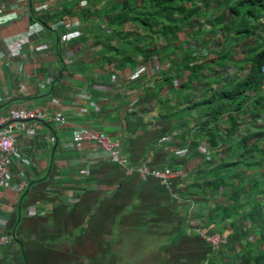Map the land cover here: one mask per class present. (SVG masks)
<instances>
[{"label":"crops","instance_id":"0c3cea01","mask_svg":"<svg viewBox=\"0 0 264 264\" xmlns=\"http://www.w3.org/2000/svg\"><path fill=\"white\" fill-rule=\"evenodd\" d=\"M50 1L30 0L29 18L18 20L8 10L0 19V115L39 108L51 117L63 112L67 119L64 126L51 117L29 122L18 139L20 153L39 167L12 162V188L0 194V230L14 237L0 248V264H115L124 259L131 245L127 239L139 228L173 243L166 250L172 261L163 264H247L252 253L264 252V236L254 233L258 227L250 219L264 206V193L257 195L259 204L247 201L242 191L251 192L248 185L264 180V169L224 167L238 162L239 153L222 142L212 147L202 124L205 111L189 108L207 95L205 85L218 89L225 84L224 77L212 74L224 62L196 55L189 43L200 49L205 45L181 34L172 53L143 64L131 41L138 38L145 48L141 42L147 32L129 22L116 31L110 23L111 16L140 7L141 0H58L56 7L42 11ZM166 43L157 40L154 48L162 50ZM8 48L21 52L20 57H9ZM226 61L227 78H233L237 61ZM141 68L146 71L130 80ZM173 77L170 86L167 78ZM48 79L52 83L41 87ZM135 98L138 104L131 106ZM81 127L120 140L127 162L111 163L95 144L71 147ZM211 128L220 135L229 127ZM242 133L252 135L254 128L245 124ZM145 162L184 171L167 188L134 171ZM87 168L91 175L84 177L80 171ZM21 174L29 184L19 193ZM222 178L227 188L204 194L211 180ZM243 198L237 215L224 223L213 221L217 209ZM201 227L228 236L231 244L206 247L197 231Z\"/></svg>","mask_w":264,"mask_h":264},{"label":"trees","instance_id":"16d2710c","mask_svg":"<svg viewBox=\"0 0 264 264\" xmlns=\"http://www.w3.org/2000/svg\"><path fill=\"white\" fill-rule=\"evenodd\" d=\"M127 22L138 25L147 32L141 42L146 43L145 48L139 46L138 38L135 41L130 40L135 47V56L141 57L143 64H147L153 58L161 59L163 55L172 53L170 49H175L177 44L182 42L181 34L186 38L199 39L197 44L203 45L206 44L207 38H215L216 43L222 47L218 58L220 65L224 62L223 66L226 60L234 55L232 47L229 46L244 41L243 44L249 49L243 51L245 57L242 63L233 65L237 69L236 75L228 79L224 77L225 84L220 85L218 89L214 88L213 83L205 85L202 91L207 95L189 108L199 107L205 111L207 121L202 124L211 134L212 147L217 148L222 142L223 147L228 148L232 145L229 149L239 153L238 162L228 163L224 167L264 169V0H141L140 7L123 9L110 18V23L116 31L123 28ZM160 39H165L167 43L162 50H157L154 45ZM190 46L194 47L192 43H189ZM222 69L223 73L228 74L226 66ZM212 74L217 78L222 77L214 68ZM174 79L167 78L170 86H173ZM183 87H186L185 84ZM225 118L228 120L225 121ZM224 123L229 127L226 134L219 135L211 128L214 125L218 129ZM245 124L254 128L252 135H243ZM219 175L220 173L215 177ZM227 182L228 180L224 178L211 180L205 186L204 194L218 193L220 189L227 188ZM248 186L251 192L242 190L246 200L259 201L260 196L257 195L264 193V180L255 181ZM244 200L243 198L237 204L217 209L213 221L224 223L233 215H237L243 208ZM259 206L260 211L253 212L250 219L258 227L257 230H253L254 233L262 232L264 236V206ZM201 240L206 247L211 248L205 240ZM252 254L253 257L248 258L247 264H264V252Z\"/></svg>","mask_w":264,"mask_h":264},{"label":"built area","instance_id":"2783aa9c","mask_svg":"<svg viewBox=\"0 0 264 264\" xmlns=\"http://www.w3.org/2000/svg\"><path fill=\"white\" fill-rule=\"evenodd\" d=\"M58 5V0H52L47 4H44L41 7L42 11H47L56 7ZM12 10L15 14V17L18 20L29 18L33 15V7L30 0H0V19L8 11ZM1 30V27H0ZM111 33V29L108 30ZM220 34V33H219ZM218 34V35H219ZM210 39V40H209ZM9 57L19 58L21 52L18 54L13 53L10 48ZM195 49V54L203 56L206 60L213 62L222 51V47L216 43L215 38H207V42L204 47ZM20 54V55H19ZM157 62H155L156 64ZM158 64V63H157ZM153 65L152 75L156 78L158 66ZM223 67V66H222ZM222 67H218L217 70L219 73H222V77H225L226 74L223 73ZM146 71V68H141L136 70L134 75L130 77V80H135L142 73ZM224 75V76H223ZM154 79L150 86L154 87ZM52 83L51 79H48L45 84L42 83L41 87H45ZM23 86H27V83L24 82ZM138 104V99L135 98L131 102V106H136ZM48 113L39 108L37 109H10L3 115H0V194L2 190H9L12 188V180L14 178V173L12 170L13 160L17 163L22 164L30 168L39 167V163L35 160H30L25 158L19 151L17 147L18 139L22 133L29 130L28 123L36 121H44L49 119ZM51 119L57 124L64 126L67 123V119L63 112H57L53 114ZM30 134L35 136L32 130L29 131ZM83 144H95V148L100 149L105 153L106 157L111 163L124 165L128 158L122 152L120 140L110 141L107 135L103 133L95 132L91 129L81 127L73 133V139L71 147L78 148ZM138 174L143 177H153L160 181V183L167 187L171 188L174 185V181L181 177L183 174L182 167L167 166L164 168L153 167L149 162H145L136 168ZM81 175L84 177H89L91 175V170L89 168L81 170ZM22 175V174H21ZM23 176V175H22ZM27 176H23V180L17 185V191L22 193L25 188L28 186ZM192 226L196 227L198 221L195 219L192 222ZM198 234L203 240H205L212 248L220 249L224 246H229L231 244L230 238L225 235L218 233H211L207 228L201 227L197 228ZM13 233H7L0 230V248L7 246L13 239Z\"/></svg>","mask_w":264,"mask_h":264},{"label":"rangeland","instance_id":"374dc122","mask_svg":"<svg viewBox=\"0 0 264 264\" xmlns=\"http://www.w3.org/2000/svg\"><path fill=\"white\" fill-rule=\"evenodd\" d=\"M246 42L252 41L246 40ZM243 43L244 41H241L239 45L236 43L237 46H232L233 44L229 46L230 48L232 47L231 49L234 56H237L236 58H241V60L245 57V53L241 52L240 49L243 47L242 49L244 51H248L247 46ZM234 56L231 59L238 63L239 61L234 58ZM227 67L229 66L227 65ZM225 77H227V75ZM139 229L140 230L137 229V232L127 239L128 243H131V245L128 247L129 251L123 256L124 259H115V264H119V260H122L120 262L122 264H163L167 262V260L171 262V256L166 253V250L173 247V243L170 241L166 242L164 241L165 239L162 240L159 236L145 233L144 229Z\"/></svg>","mask_w":264,"mask_h":264}]
</instances>
